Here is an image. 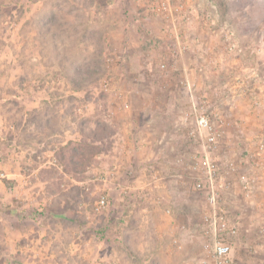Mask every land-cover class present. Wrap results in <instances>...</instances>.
Here are the masks:
<instances>
[{"label": "rangeland", "instance_id": "obj_1", "mask_svg": "<svg viewBox=\"0 0 264 264\" xmlns=\"http://www.w3.org/2000/svg\"><path fill=\"white\" fill-rule=\"evenodd\" d=\"M193 104L264 264V0H0V264H208Z\"/></svg>", "mask_w": 264, "mask_h": 264}, {"label": "built area", "instance_id": "obj_2", "mask_svg": "<svg viewBox=\"0 0 264 264\" xmlns=\"http://www.w3.org/2000/svg\"><path fill=\"white\" fill-rule=\"evenodd\" d=\"M149 2L165 4V0H149ZM125 107L128 109L129 104L126 103ZM193 110L196 117L194 135L200 137L205 144L202 168H194V170H201L202 174L196 182L195 188L206 195L207 204L203 226L208 264H237L233 255V239L238 234L239 229L237 224L230 219L228 206L222 196L225 185L220 177V168L212 159L213 153L219 147L221 135L215 130L208 113L201 111L195 104H193ZM263 148L262 146L261 149ZM245 189L248 190V186ZM108 204L106 198L103 197L97 205V211L105 209ZM173 242L177 244L179 241L176 238Z\"/></svg>", "mask_w": 264, "mask_h": 264}, {"label": "trees", "instance_id": "obj_3", "mask_svg": "<svg viewBox=\"0 0 264 264\" xmlns=\"http://www.w3.org/2000/svg\"><path fill=\"white\" fill-rule=\"evenodd\" d=\"M73 150H75L74 151V157H81V155H82V152H81V150H79V149H73Z\"/></svg>", "mask_w": 264, "mask_h": 264}, {"label": "crops", "instance_id": "obj_4", "mask_svg": "<svg viewBox=\"0 0 264 264\" xmlns=\"http://www.w3.org/2000/svg\"><path fill=\"white\" fill-rule=\"evenodd\" d=\"M183 226V225H182ZM182 229H184L183 227H182Z\"/></svg>", "mask_w": 264, "mask_h": 264}]
</instances>
